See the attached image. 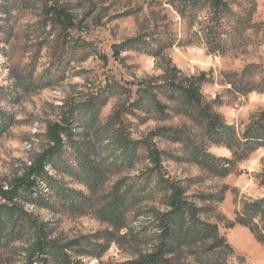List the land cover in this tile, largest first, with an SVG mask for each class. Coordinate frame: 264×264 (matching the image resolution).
<instances>
[{"label":"trees","instance_id":"obj_1","mask_svg":"<svg viewBox=\"0 0 264 264\" xmlns=\"http://www.w3.org/2000/svg\"><path fill=\"white\" fill-rule=\"evenodd\" d=\"M173 4L189 30L181 41L202 44L210 54H225L234 34L256 10L255 0H178ZM42 9L45 25L61 29L54 50L58 64L68 40L75 53L89 56L92 43L71 36L75 17L69 7L45 1ZM176 41L173 35L162 38L152 33L112 45L117 57L135 50L165 64L160 76L142 80L135 91L130 90L129 98L119 102L104 123L99 124V113L111 93L97 94L83 105L63 104L59 118L47 122L46 147L25 164L21 175L6 185L0 183V264H87V257L98 264H225L234 253L219 225L203 217L204 208L188 193V186L169 174L164 165L166 151L156 138L181 143L185 154L179 159L225 177L264 145V108L253 113L242 129L228 123L216 111L215 101L201 91L206 73L187 75L166 55ZM225 76L242 95L264 91L261 64L250 63L241 72ZM6 97L7 89L0 84V138L16 122L1 105ZM171 112L189 120L198 132L181 124L133 136L129 115L147 121L166 119ZM77 125L83 132L77 131ZM85 133L89 136L84 137ZM212 144L225 146L231 155L213 154ZM113 176L117 177L111 182ZM69 178L85 189L74 187ZM27 204L76 216L91 214L110 229L65 238L56 235ZM236 224L248 227L264 245V197L245 201L232 226ZM113 243L133 244L136 256L104 261Z\"/></svg>","mask_w":264,"mask_h":264},{"label":"rangeland","instance_id":"obj_2","mask_svg":"<svg viewBox=\"0 0 264 264\" xmlns=\"http://www.w3.org/2000/svg\"><path fill=\"white\" fill-rule=\"evenodd\" d=\"M45 1L69 7L75 17L71 36L92 43L89 56L75 53L73 42L68 40L66 54L58 64L54 50L61 29L52 23L45 25ZM175 1L178 0H27L24 4L22 0H0V84L7 89L1 105L16 119L0 138V183L6 185L21 175L25 164L46 147L47 122L59 118L63 104L83 105L97 94L111 93L99 113L98 122L102 124L140 81L163 73L165 62L145 52L130 50L119 57L114 55L113 44L139 34L177 37L166 55L187 75L206 73L201 91L208 100L215 101L216 111L228 123L242 129L253 113L264 108V91L242 95L233 90L225 76L241 72L250 63L264 66V0H255L254 14L234 34L225 54H210L202 44L181 41L189 30L174 7ZM233 7L240 10L235 4ZM127 118L133 122L135 138L159 126L186 124L199 130L173 112L166 119L141 121L132 115ZM77 131L83 132L81 125H77ZM156 142L166 151L164 165L169 174L188 186V193L204 208L203 217L217 223L233 246L234 253L227 256L225 264H264V245L248 227L232 226L245 201L264 197V145L240 162L233 173L220 177L179 159L185 154L181 143L162 138H156ZM209 150L218 156L231 155L225 146L212 144ZM67 180L74 187L85 189L72 179ZM27 207L47 222L56 235L65 238L110 229L91 214L76 216L31 204ZM135 251L133 244L113 243L102 259L124 261L136 256ZM85 261L99 262L91 257Z\"/></svg>","mask_w":264,"mask_h":264}]
</instances>
